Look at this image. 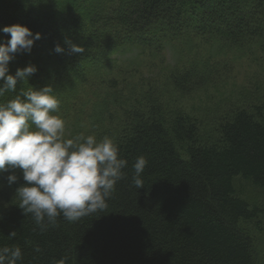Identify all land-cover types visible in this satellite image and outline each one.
Returning <instances> with one entry per match:
<instances>
[{
    "label": "trees",
    "instance_id": "trees-1",
    "mask_svg": "<svg viewBox=\"0 0 264 264\" xmlns=\"http://www.w3.org/2000/svg\"><path fill=\"white\" fill-rule=\"evenodd\" d=\"M15 23L42 35L30 52L14 55L9 71L29 64L37 71L0 103L21 88L51 85L65 133L74 136L128 109L125 126L110 136L128 165L106 209L77 221L61 214L41 231L18 205L21 171L14 202L0 213V247L20 246L17 264H264L242 225L263 210L234 185L241 177L264 191V100L224 118L218 140L207 143L193 117L168 111L173 93L164 92L166 81L181 95L205 85L213 60L228 52H264V0H0V43L10 39L3 27ZM66 41L84 51L72 53ZM155 67L165 78L146 77L140 94L122 75ZM140 156L147 165L138 189L132 177Z\"/></svg>",
    "mask_w": 264,
    "mask_h": 264
},
{
    "label": "clouds",
    "instance_id": "clouds-1",
    "mask_svg": "<svg viewBox=\"0 0 264 264\" xmlns=\"http://www.w3.org/2000/svg\"><path fill=\"white\" fill-rule=\"evenodd\" d=\"M3 33L10 39L0 43V97L16 92L18 82L28 84L37 71L29 64L15 74L9 62L17 52H30L41 38L26 24L6 25ZM70 44L72 53H82L83 47ZM61 45L55 47L62 52ZM60 100L51 85L36 89L21 88L6 103H0V172L9 169L22 171L25 183L16 189L19 207L31 215L41 231L54 225L62 214L69 221L107 208L118 181L124 178L128 160L120 156L115 141L104 136L79 134L65 138V119L59 114ZM147 160L140 156L133 164L132 182L136 188L144 186L141 174ZM8 183L17 181L15 173ZM16 235L13 231L10 236ZM36 251H40L37 246ZM23 257L20 246L0 247V264H17Z\"/></svg>",
    "mask_w": 264,
    "mask_h": 264
},
{
    "label": "rangeland",
    "instance_id": "rangeland-1",
    "mask_svg": "<svg viewBox=\"0 0 264 264\" xmlns=\"http://www.w3.org/2000/svg\"><path fill=\"white\" fill-rule=\"evenodd\" d=\"M170 56V60H168L172 62V56ZM147 60L152 62L150 58ZM212 63L217 65V69L213 78L205 85H200L197 89L181 95L180 92L175 91L177 89L174 86L166 81V88L164 89L167 94L173 93L170 97L172 98V106L170 105L167 108L168 111L172 112V107H174V109H180L183 113L193 117L198 122L201 141L207 143L218 140L219 124L224 118L229 117L240 108L250 110L253 105L264 100V52L259 48L248 49L243 55H235L228 52L226 56L217 58ZM164 65L163 63V67ZM128 70L130 72L122 73L126 82L130 84L126 85L136 86L138 94L147 85V83H143L146 77L156 76L155 80L165 78V71L158 67L142 71L139 74H135L136 71H132L133 69ZM160 88H164V82ZM143 105L144 113L147 114L149 107L146 102ZM125 108L127 106L121 110L114 111L111 117L104 121L103 125L84 127L83 132L80 134L94 135L97 139H100L120 132L127 121L128 109ZM163 113L167 117L164 110ZM72 137L74 135L68 132L65 133V138ZM177 148L183 157H186L184 147L180 143H177ZM13 173L19 177L21 170L9 169L8 171L0 172V213L9 208L15 199L13 183L9 184L7 179ZM234 185L239 194L250 205L258 206L263 210V214L257 220L242 222V225L252 234L259 256L260 254L264 255V191L256 188L241 177L235 179Z\"/></svg>",
    "mask_w": 264,
    "mask_h": 264
}]
</instances>
